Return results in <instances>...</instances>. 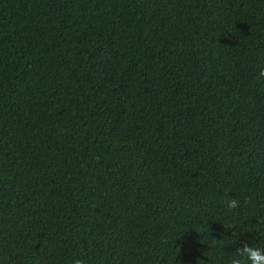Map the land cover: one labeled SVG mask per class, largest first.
<instances>
[{
    "label": "trees",
    "instance_id": "16d2710c",
    "mask_svg": "<svg viewBox=\"0 0 264 264\" xmlns=\"http://www.w3.org/2000/svg\"><path fill=\"white\" fill-rule=\"evenodd\" d=\"M261 70L264 0H0V264L264 249Z\"/></svg>",
    "mask_w": 264,
    "mask_h": 264
},
{
    "label": "clouds",
    "instance_id": "9594fccd",
    "mask_svg": "<svg viewBox=\"0 0 264 264\" xmlns=\"http://www.w3.org/2000/svg\"><path fill=\"white\" fill-rule=\"evenodd\" d=\"M259 75L264 77V70H261ZM237 205L238 202L235 200H230L228 202V207L230 209L237 208ZM73 264H84V261L76 258L74 259ZM232 264H264V249L245 242L234 252Z\"/></svg>",
    "mask_w": 264,
    "mask_h": 264
}]
</instances>
